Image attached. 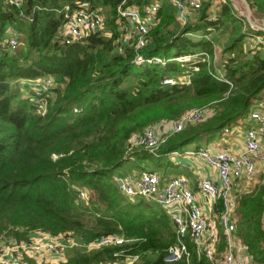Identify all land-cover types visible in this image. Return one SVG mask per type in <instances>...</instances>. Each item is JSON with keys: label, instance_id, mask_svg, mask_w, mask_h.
<instances>
[{"label": "trees", "instance_id": "16d2710c", "mask_svg": "<svg viewBox=\"0 0 264 264\" xmlns=\"http://www.w3.org/2000/svg\"><path fill=\"white\" fill-rule=\"evenodd\" d=\"M244 1L251 11L264 12V0ZM83 2L101 12L102 23L64 43L59 34L63 12ZM120 2L21 0L16 6L0 0V43L7 26L19 39L14 48L0 44V236L26 238L44 229L72 231L83 241L110 231L131 237L88 250L69 246L56 261L26 257L28 264H99L124 253L137 254L129 264H211L186 235L187 255L166 259L176 241L168 212L144 196L123 193L114 171L123 164L163 168L173 163L167 157L170 150L203 145L234 124L264 86V57L259 54L264 30L244 28L229 0L220 2L213 17L210 1L201 0L183 22L168 0H123L122 6L158 5L156 23L134 50L132 40L123 39ZM223 34L221 50L227 56L221 72L228 82L215 77L211 63L213 43ZM136 52L159 56L162 62L136 63ZM183 54L194 58L174 59ZM184 71L187 83L160 82L162 76ZM46 75L54 83L42 94L41 112L26 80ZM192 107L206 109L203 118L167 134L155 149L129 145L130 134L160 121L170 123ZM74 150L80 152L79 160L71 158ZM78 188L85 190L83 197L77 196ZM263 210L264 175L238 193L235 205V233L260 264Z\"/></svg>", "mask_w": 264, "mask_h": 264}, {"label": "built area", "instance_id": "2783aa9c", "mask_svg": "<svg viewBox=\"0 0 264 264\" xmlns=\"http://www.w3.org/2000/svg\"><path fill=\"white\" fill-rule=\"evenodd\" d=\"M10 1L16 6L21 2V0ZM168 1L174 6L176 18L183 22L188 13L200 6L201 0ZM209 1V15L213 17L220 2L224 0ZM122 2L123 0L117 6V13L125 20V24L122 25L123 39H131L134 50H137L144 44L148 29L157 21L158 5L156 2H150L138 8L122 6ZM19 14L22 15L21 11ZM101 23L102 14L98 9L82 7L67 9L66 7L59 32L61 40L69 43L95 30ZM255 39L259 40L260 36H256ZM0 44L9 48H14L18 44L16 31L12 26L7 28L6 36ZM193 58L192 54L174 57L178 61H189ZM133 60L136 63L162 62L159 56L144 57L138 52L135 53ZM196 68L194 66V69ZM215 77L228 82L218 68L215 70ZM26 81L30 85L32 102L38 111L43 112L45 107L42 94L54 83L53 78L46 75ZM188 81L187 71L160 78L161 83H187ZM205 113L206 109L200 107L185 110L171 122L167 134L180 130L187 122L202 119ZM238 123L243 125L242 145L239 149L204 144L189 149L170 150V153L174 154L195 153L215 170L216 179L198 174L195 181L197 190L209 202L208 210L202 208L194 190L187 185L186 177L182 174H173L161 180L156 169H141L137 174L129 177H117L118 187L123 193L144 196L159 203L168 212L176 241L169 245L166 259H176L181 255H187L188 250L184 241L186 235L194 243L197 251H202L210 259L211 264H260L235 233L237 218L235 205L239 193L235 190V186L240 178H249L255 172L258 163L264 164V86L249 104L247 111L234 122V124ZM157 129L156 124L144 126L141 131L130 134L129 145H143L150 150L155 149L162 140L158 137ZM84 195L85 190L78 188L77 196ZM260 226L264 235V210L260 217ZM130 238L124 236L122 232L110 231L83 241L72 231L52 233L44 229H36L29 232L26 238L16 239L15 245L0 244V264H28L26 257H35L36 254H47L49 259L54 260L69 246H81L84 250H88L102 245L119 244ZM262 244L264 245V238ZM113 253L117 251L114 250ZM136 258V253H124L120 259L99 264H129Z\"/></svg>", "mask_w": 264, "mask_h": 264}, {"label": "rangeland", "instance_id": "374dc122", "mask_svg": "<svg viewBox=\"0 0 264 264\" xmlns=\"http://www.w3.org/2000/svg\"><path fill=\"white\" fill-rule=\"evenodd\" d=\"M229 2H230L232 9L234 10V12L237 15L242 16V18H243L242 19L243 20L242 26H244V28L247 25V26H251L254 29L264 30V12L251 11L248 8V6L244 0H229ZM209 8H210V6H209ZM194 15H196V12H194L191 15V18L192 17L194 18ZM4 36H6V33H4ZM208 36H211V35H208ZM224 37H225V34L219 35V40L217 42L215 41L213 43V55H212V59H211L212 65H214L216 67V69L218 68L220 70L222 67L221 63L226 59V56H227V53L222 52V50H221V42L224 40ZM19 44H20V42H19ZM259 50H260L259 54L262 57H264V46H262ZM24 87H26V86H24L22 84V88H24ZM24 89H26V88H24ZM22 92H23V90H22ZM156 126L158 127L157 134H158L159 139H161V138L163 139L167 135V132H169V130H170L171 122L165 123L164 121H160V122L156 123ZM242 126L243 125H241L240 123L232 124L229 127L227 126L221 131L220 135L223 134L225 136H228V135L235 136L239 132V130L242 129ZM192 147H194L193 144H187L181 148L183 150V149H189ZM70 155H71L72 159L79 160L78 158L80 157V152L78 150H74V151L70 152ZM172 155H174V153L168 152L167 157L170 158V157H172ZM147 163H149V161H147ZM147 165H149V164H147ZM131 167H133V166L126 165L125 170L126 169L129 170ZM125 170H123L122 172H118V173L115 172L114 173V179L117 180V177H128L127 173H126L127 171L125 172ZM263 175H264V164H262V167L257 168L255 170V172L249 178L244 179L246 181L244 182V186L241 189H239V192L251 188L253 186V184L256 181H258L261 178V176H263ZM15 242H16V239L12 236V234H6V235L0 236V244H13V245H15ZM78 249L84 250L83 247H78ZM64 254H65V249H64L62 255L57 256L52 261L62 259L64 257ZM48 257H49V255H47V254H40V255L36 254L35 257L31 256L29 258H33L36 261H44V260H50Z\"/></svg>", "mask_w": 264, "mask_h": 264}, {"label": "crops", "instance_id": "0c3cea01", "mask_svg": "<svg viewBox=\"0 0 264 264\" xmlns=\"http://www.w3.org/2000/svg\"><path fill=\"white\" fill-rule=\"evenodd\" d=\"M9 26H7L8 28ZM223 135V134H222ZM219 135L217 138L206 142L205 144L215 145V146H224L230 149H239L242 145V129L235 136H225ZM204 145V144H203ZM193 148V147H192ZM182 150V148L178 149ZM170 160L173 162L172 164L165 167H156L155 169L159 172V174H163L161 176V180L166 179L168 176L173 174H182L186 177V182L189 187H191L197 197V200L201 204L204 210H208L210 208L209 202L199 193L196 188V177L198 174L208 175L214 179H216L215 170L207 165L201 158H199L195 153H185L180 152L172 155ZM125 164L121 165L114 172H119L118 170H125ZM122 167V168H121ZM262 167V164L258 163L257 168ZM141 168L136 166L131 167L129 170H125L127 176L137 174ZM245 178H240L235 186V190L239 191L244 186ZM53 260V259H52ZM51 259L49 261H52ZM259 263V262H258Z\"/></svg>", "mask_w": 264, "mask_h": 264}, {"label": "water", "instance_id": "95a60500", "mask_svg": "<svg viewBox=\"0 0 264 264\" xmlns=\"http://www.w3.org/2000/svg\"><path fill=\"white\" fill-rule=\"evenodd\" d=\"M79 7H82V8H86V3H80L79 4ZM54 38L56 39L57 38V36H54Z\"/></svg>", "mask_w": 264, "mask_h": 264}]
</instances>
